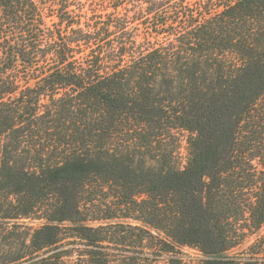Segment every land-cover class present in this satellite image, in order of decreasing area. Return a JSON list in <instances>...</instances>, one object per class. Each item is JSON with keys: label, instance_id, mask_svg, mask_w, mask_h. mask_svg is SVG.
Returning <instances> with one entry per match:
<instances>
[{"label": "trees", "instance_id": "obj_1", "mask_svg": "<svg viewBox=\"0 0 264 264\" xmlns=\"http://www.w3.org/2000/svg\"><path fill=\"white\" fill-rule=\"evenodd\" d=\"M0 264H264V0H0Z\"/></svg>", "mask_w": 264, "mask_h": 264}, {"label": "rangeland", "instance_id": "obj_2", "mask_svg": "<svg viewBox=\"0 0 264 264\" xmlns=\"http://www.w3.org/2000/svg\"><path fill=\"white\" fill-rule=\"evenodd\" d=\"M185 154H186V142L183 138L181 142L180 156L184 158ZM185 253H187L188 255H193L194 252H192L191 250L185 249Z\"/></svg>", "mask_w": 264, "mask_h": 264}]
</instances>
